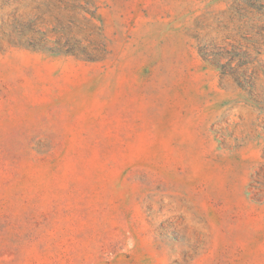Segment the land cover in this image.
<instances>
[{
  "label": "rangeland",
  "instance_id": "1",
  "mask_svg": "<svg viewBox=\"0 0 264 264\" xmlns=\"http://www.w3.org/2000/svg\"><path fill=\"white\" fill-rule=\"evenodd\" d=\"M0 264H264V0H0Z\"/></svg>",
  "mask_w": 264,
  "mask_h": 264
}]
</instances>
